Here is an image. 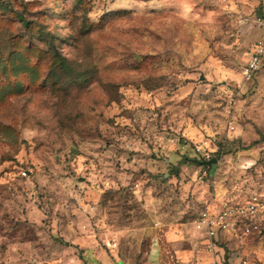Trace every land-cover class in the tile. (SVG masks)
I'll return each instance as SVG.
<instances>
[{
    "label": "rangeland",
    "instance_id": "rangeland-1",
    "mask_svg": "<svg viewBox=\"0 0 264 264\" xmlns=\"http://www.w3.org/2000/svg\"><path fill=\"white\" fill-rule=\"evenodd\" d=\"M254 4L0 0V263L81 217L129 264L210 262L199 214L264 193ZM261 225L231 264H264Z\"/></svg>",
    "mask_w": 264,
    "mask_h": 264
},
{
    "label": "crops",
    "instance_id": "crops-1",
    "mask_svg": "<svg viewBox=\"0 0 264 264\" xmlns=\"http://www.w3.org/2000/svg\"><path fill=\"white\" fill-rule=\"evenodd\" d=\"M255 3V6L258 8L261 7L260 16L264 17V0H255ZM263 37L264 29L260 40H262ZM260 70L261 73H264V65ZM190 136H196V134L191 133ZM263 149L264 142L260 143L251 154L246 153L239 156V158L242 157V174L246 167H249L252 164H255V161H258L257 157ZM259 194L264 195V193ZM222 203L223 202L217 205L210 204L208 205V208L218 210ZM80 205L82 208L86 209L83 204ZM81 218L64 220L65 222L60 229H57V223L53 222L54 231L51 232L49 238L43 236L45 243L49 244L46 251L43 249L41 250V245H39L40 242L36 244L39 245L38 247L30 242L13 243L8 247V251L3 261H5V264H129V262H125V260L122 259L119 249L101 248V243L109 240L107 238L105 240L101 235L94 233L91 230L84 231ZM258 222L260 224L264 222V215L258 219ZM57 231H60L61 233L59 236L64 238V240H61V242L64 243V246L62 247L59 243L54 241L55 239H58L56 236ZM255 239H257V236L251 238L245 246H242V248H248L250 243L255 241ZM206 244V253L211 262V254L208 252ZM210 262L208 264H210Z\"/></svg>",
    "mask_w": 264,
    "mask_h": 264
},
{
    "label": "built area",
    "instance_id": "built-area-1",
    "mask_svg": "<svg viewBox=\"0 0 264 264\" xmlns=\"http://www.w3.org/2000/svg\"><path fill=\"white\" fill-rule=\"evenodd\" d=\"M260 26L264 29V17L259 19ZM264 65V37L253 48L245 68V78L259 71ZM198 153L202 149L197 147ZM204 152H206L204 150ZM206 159L210 155L206 154ZM22 175L27 177V173ZM264 215V195L255 192L249 197L238 201H224L218 210L206 208L202 211L194 223L195 229L206 240L207 250L211 254L210 264H224V256L227 249H236L245 246L249 240L261 231L258 219ZM86 230V227H83ZM116 245L113 244L112 248ZM243 264H248L244 261Z\"/></svg>",
    "mask_w": 264,
    "mask_h": 264
},
{
    "label": "trees",
    "instance_id": "trees-1",
    "mask_svg": "<svg viewBox=\"0 0 264 264\" xmlns=\"http://www.w3.org/2000/svg\"><path fill=\"white\" fill-rule=\"evenodd\" d=\"M64 67H65V64H64ZM100 199H101V197H100ZM261 227H262V225H261ZM259 235L260 234L257 235V238L259 237ZM230 258H231L230 257V253L225 254V256H224V264H230V263H232ZM0 264H3V263H0Z\"/></svg>",
    "mask_w": 264,
    "mask_h": 264
},
{
    "label": "water",
    "instance_id": "water-1",
    "mask_svg": "<svg viewBox=\"0 0 264 264\" xmlns=\"http://www.w3.org/2000/svg\"><path fill=\"white\" fill-rule=\"evenodd\" d=\"M216 163H217V160L214 159V160L203 162L201 165H203V166H212V165H214Z\"/></svg>",
    "mask_w": 264,
    "mask_h": 264
}]
</instances>
